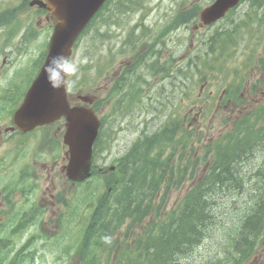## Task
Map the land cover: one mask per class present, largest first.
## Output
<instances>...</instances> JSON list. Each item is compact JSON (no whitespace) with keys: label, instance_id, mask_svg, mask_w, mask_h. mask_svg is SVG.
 Wrapping results in <instances>:
<instances>
[{"label":"rangeland","instance_id":"rangeland-1","mask_svg":"<svg viewBox=\"0 0 264 264\" xmlns=\"http://www.w3.org/2000/svg\"><path fill=\"white\" fill-rule=\"evenodd\" d=\"M113 1L117 2L118 0ZM21 2L22 0H0V12L5 8L18 6ZM143 3H145L146 7L144 9L135 11L128 5V3H126L130 12H127L125 14L115 13L117 16L112 17V19L118 21V23L110 22L109 24H106L103 21L102 17L92 23L91 27L84 34V36L81 37L77 45L74 47V51L72 54L73 60L78 61L82 57H87L88 59V63L81 67L79 77L75 80V83L69 81L72 85L71 88L73 90L81 86V89L85 93H92L96 91V93L98 94V91L94 87L95 85H97V83H101L102 69L107 64L106 61L108 59H113L109 55V47L114 48L115 45L121 44V40L124 38L125 33L127 29H129L130 25L133 22L141 20L146 21L147 23L152 24V26L155 27L156 23L162 24L164 20L167 21L168 19H171L172 15L176 11V7L181 8V6H177V0H144ZM245 11L246 8L245 6H243L239 10L238 14H234L232 16L238 20H240V18H244L245 21H249L255 24L253 26V29H255V36L251 37V41L253 43H249L247 45L245 44L244 40H240L239 44H237V46L234 48L236 57L232 59L234 60L233 62H242L245 61L246 58L253 59L255 56L249 48H254L255 52H257V50L259 49V46H257L259 40L258 28L260 32L264 34V28L262 29L261 27L259 14L250 13L246 16ZM35 12L36 9L34 8L30 10L27 9L26 14H21L20 12H18L17 17L19 15L20 17L16 22L13 23H16V25L12 27V29L9 26L0 28V98H4L8 94L12 93L14 83L17 81H19V85L14 90V92L18 93V95L22 94L37 72V65L31 66V64L34 59H38L40 53L42 52V49H46L45 46L46 43L48 44V41L50 39L52 27L47 23L45 19L38 20L37 14H35ZM104 16L105 18H107V15ZM227 20L228 18L221 21L222 24H219L218 27L225 25L224 22H226ZM218 27L215 26L209 30H203L198 33L192 27H187L186 29L180 28L176 32L172 33L171 40L167 44V46L169 49L175 51L177 55L185 50L186 64L189 57L194 56V54L201 51L202 49L204 51V45L201 44V39L208 36L213 32V30ZM124 28H126L125 31H123ZM103 33L109 35L106 38V42H103ZM192 33L196 34L197 38L190 40ZM185 37L186 39H184ZM243 37L248 38V33H244ZM115 53L117 54L118 50H116ZM118 59L121 60L120 65L123 64L122 62L128 64L134 63V57L129 53L121 54ZM177 63V60H175L176 65ZM117 66L118 65H116L115 67ZM18 71H21L20 77H16ZM163 83H165L166 85V90L163 95L160 91L156 92L155 90H151L150 92L151 95L154 96L153 103L156 102L155 106L159 107L160 109V111L155 112V117L159 119L154 123H158L166 118L170 110H174L175 107L178 106L179 101H181L182 98H184L185 100L184 107H186L187 113L192 117L198 115V110L199 108H201V106L206 107L205 105L208 104V101L203 100L205 101L203 104H201L202 102L199 101L201 105H199V103L193 105L195 95H197V92H199V87L195 84V78L191 76H185V82H180L176 77L166 79L164 82H157V80L151 78L149 83L147 84V89L150 90L154 84L162 85ZM209 89H213L216 91L215 86L209 87ZM168 101L172 102V104H170ZM146 104L148 105V107L152 108L150 102L147 101ZM193 109H195V111ZM105 113L108 114V112ZM210 113L208 112L206 119L203 121L204 125H207L210 121ZM147 115V112L143 113L142 115H140L139 113L134 122L132 121V124L128 123L129 128H127V122H124V120H121L120 122L114 121L115 123H113L112 125H109L107 123L106 127L104 128V133L107 132L108 138L110 139V144L108 147L109 152L106 154L110 158L109 160H107L106 156L102 158L101 155H98L96 158L98 160V164L104 163L105 165H110L111 160H113L116 155L121 153L123 154L128 150V147L132 145L133 139L138 135L142 127H146L148 125L147 127L151 128V124L153 123V121L151 120V118H149L150 115ZM211 118L213 123L211 124V127L206 130L208 131L207 134L209 136H213L215 138L222 132L221 129L223 128V126L220 125L222 122L221 120L213 117ZM140 122L144 123L140 124ZM6 123V121H3L0 124L4 126ZM147 127L144 131H147ZM110 128H112V132L109 135ZM205 128H207V126H205ZM8 139L6 140L4 138L3 140L2 138V142L0 144V150L2 151V154L15 152V150H13L11 145L9 144L11 143V141ZM39 140V135L35 133L30 137V141H28L27 144L23 146V149L25 148L26 150L30 151L36 149L33 155L32 151L31 154H28L27 152L26 159L27 162H30L29 167L31 166L35 168L30 169L34 173V176L44 175V177L43 179L33 178L23 180L22 183H32L35 180L37 182V187L36 191L34 190L31 193V199L21 202L22 204H28L34 202L35 200L41 204H46V209L52 213V216L43 218V227L48 234L58 235L63 233L67 224L68 226H70L72 231L75 232L73 233L72 237H78V235H80V233L82 232V225L81 223H79V225L76 222H81L84 220L85 223L88 220L90 208H87V206H85L84 208L81 207V203L77 201V199H79V197L81 196L80 191H75V187L73 186L74 183H67V180H64L63 174L60 171L58 173H52L50 179L46 178L45 175L47 172L42 166V163L46 160L44 161L45 155L43 154V152L38 150L40 149L37 146ZM242 146H244V144H242ZM250 159L253 160L252 158ZM249 162V159H247L244 161L246 165L241 166L243 174H249L251 171H255L256 169L264 171V169H261L264 168V166L260 165L263 162L262 160L259 163L253 161L254 166L249 165ZM52 179L54 180L52 181ZM251 184L252 182H249L246 179V182H244L245 188H243L244 194H242V196H239L240 193H233L230 195V197L237 200V204L239 206L236 205V207H233L231 205L230 210L232 211L229 212V214L227 209V220H234L237 216H240L243 213V204L245 201H247V195L251 192L252 187L255 185L254 183L251 187ZM18 186L19 184L16 186V188ZM186 188L187 186L173 192L170 200L168 201V207H171L173 202L175 200H178V198L183 194ZM102 190L103 189H101V191ZM17 192L18 191L16 190L14 193V197L20 200V197H16ZM74 192V197L77 196V199L74 201L71 200V203H73V205H77L78 207V217L76 220H74L75 226L73 225V222L71 223L65 219L68 210V206H66L64 202L66 199L62 202L58 200V197H64L67 199L71 198ZM59 193H62V196H60ZM1 202L2 199L0 196V203ZM241 203L242 205H240ZM73 205L72 208L74 207ZM138 228L139 227L134 228L128 237H125L124 232L120 234L117 233L116 237H118L120 240L125 239L126 242L124 244L129 243L138 233ZM216 228L217 227H215V231H213L210 236H208L204 240V242H202L201 245L195 248L193 252L185 255V257H179V264L211 263L207 260L221 249L220 241L222 239V231ZM124 229H127V226H124ZM34 231H36L35 227L31 228L29 233L31 234ZM131 235L132 239L130 240ZM40 241L41 242L38 243L40 255L38 256V261H36L35 264H60V262L54 263L53 257L55 253H52L45 249L46 246L43 247L44 240ZM70 242L71 244H73L74 241ZM262 243L263 249H261L259 252H256L252 256V259H250L249 261V257H245L241 264H264V240ZM61 246V243H58L56 244L55 249H59V247Z\"/></svg>","mask_w":264,"mask_h":264},{"label":"trees","instance_id":"trees-1","mask_svg":"<svg viewBox=\"0 0 264 264\" xmlns=\"http://www.w3.org/2000/svg\"><path fill=\"white\" fill-rule=\"evenodd\" d=\"M130 2L133 3L132 0L126 1ZM224 32L228 34L227 31ZM225 48L221 46L220 50L224 51ZM221 54L224 55V52ZM218 62L223 63L224 60L221 61L219 57L203 61L201 66L204 69L213 66L216 68ZM195 66L201 74L203 71L198 63ZM201 75V80H205L207 73ZM173 136L174 133L171 132L165 140H156V136L151 139L148 135L139 139L124 157L121 172L112 171L92 185L87 202L91 212L84 231L87 239L94 236L99 242L102 233L113 234L116 229L121 228L126 218L131 221V229L132 220L142 222L148 214L159 215L163 212L168 192L187 174L180 169L175 170L171 165L172 155L163 156L164 145L168 144V140L172 144L170 139ZM234 140L236 143L231 138H225L215 145L217 154L212 170L186 193L179 205L167 214V219H154L153 226L149 229H160L161 238L166 241L155 248L157 254L154 264H179V257L193 252L196 245L204 242L217 226L222 231L221 251L207 260L211 262L209 264H241L248 256L254 240L264 229V172H257L262 183L248 195L249 201L247 200L243 213L234 220H227V209L229 214L232 211L231 205L234 207L237 204V200L230 195L244 194L245 176L239 164L245 161L241 154H248L245 152L247 146L238 149L240 144H247L241 132L235 135ZM155 148L159 152L152 154ZM206 158L205 154L204 159ZM101 189L103 190L100 191ZM160 193L162 199L156 204Z\"/></svg>","mask_w":264,"mask_h":264},{"label":"water","instance_id":"water-1","mask_svg":"<svg viewBox=\"0 0 264 264\" xmlns=\"http://www.w3.org/2000/svg\"><path fill=\"white\" fill-rule=\"evenodd\" d=\"M105 0H45L38 2L46 7L56 18L54 32L49 43L45 63L52 56H70L71 47L95 12ZM238 0H218L203 12V19L210 23L222 16L225 10ZM39 75L28 90L24 102L15 115V123L26 131L61 115L68 119L65 142L70 146V162L67 174L73 180H84L91 175L92 145L97 136L99 121L92 111L84 107H70L65 86L54 90L43 73Z\"/></svg>","mask_w":264,"mask_h":264},{"label":"flooded vegetation","instance_id":"flooded-vegetation-1","mask_svg":"<svg viewBox=\"0 0 264 264\" xmlns=\"http://www.w3.org/2000/svg\"><path fill=\"white\" fill-rule=\"evenodd\" d=\"M214 1L215 0H204L201 2L199 0H179L178 5L180 6L182 4L184 6V10H191L192 11L194 9L195 5H197V4H204V6H207L210 3H213ZM260 3H262V5H258V6L253 5V4H260ZM244 4L249 5L250 11H256L259 14L260 21H262V25L264 26V0H261L259 2H257L256 0H241L240 5H244ZM240 5L233 8L229 12L237 11L241 7ZM46 17L50 19L49 15H46ZM195 26L201 27V24L199 23V16L195 20ZM171 27L174 28L177 26H175L174 24L168 23L167 25H165L162 28L165 32V37L163 39V42H161V43H163V51H168V49L165 47V43L169 39V35L166 31L169 30ZM154 55L159 57V59L167 58V55L160 50H157L154 53ZM125 68L126 67L124 65H122L120 71L115 76H111L110 74H107L104 76L103 88L106 92L108 89H110V87L112 86L113 83L119 84V82L121 81V72ZM132 69L133 68H128V71L131 72ZM151 69L152 70L158 69V65L156 62L151 63ZM258 74H259V78H258ZM262 85H264V72H261L260 69L253 70L252 73L247 78L246 87H245V96L243 94V100L242 101L239 99L233 100L232 98H229L228 101L224 103L223 102V96H220V98L217 102V109H220V108L221 109H231L232 111L235 112V110L252 109V108H257L261 105H264V86H262ZM77 96H80V95H77ZM198 114L200 115L201 111ZM158 119L159 118H156V117L153 118V123L151 124V128L147 127V133L149 134L150 137L160 136L161 134H164L165 131L166 132L172 131V128L168 127L165 124V119H163L162 121H160L158 123L157 122L154 123ZM55 127H56V129H55L56 134H59L60 132H62L63 128H64V126L61 124H59ZM245 146H247V148H248L247 150H245V152H248L247 155H251L255 151H257L258 149L264 148V143L257 144V145L254 143H248V144H245ZM252 159L253 160L249 159V161H250L249 165L254 166L253 161L255 159L254 158H252ZM55 163H57V162L55 161Z\"/></svg>","mask_w":264,"mask_h":264},{"label":"clouds","instance_id":"clouds-1","mask_svg":"<svg viewBox=\"0 0 264 264\" xmlns=\"http://www.w3.org/2000/svg\"><path fill=\"white\" fill-rule=\"evenodd\" d=\"M88 63L87 57L73 60L64 54L52 56L43 66V73L49 85L54 90L61 89L65 83L71 81L75 83L78 79L81 67ZM107 244L111 243V237L102 238Z\"/></svg>","mask_w":264,"mask_h":264},{"label":"bare ground","instance_id":"bare-ground-1","mask_svg":"<svg viewBox=\"0 0 264 264\" xmlns=\"http://www.w3.org/2000/svg\"><path fill=\"white\" fill-rule=\"evenodd\" d=\"M167 126L170 127V128H172V124H169V125H167ZM145 132H146V135L149 136V134L147 133V131H145ZM170 133H171V132H166V131H165L164 134H161L160 136H156V140H158L159 138L169 137V136H170ZM154 137H155V136H154ZM154 137H149V138L153 139ZM244 146H245V144H244ZM240 147H242V144L239 145L238 149H239ZM245 160H246V159H245Z\"/></svg>","mask_w":264,"mask_h":264}]
</instances>
